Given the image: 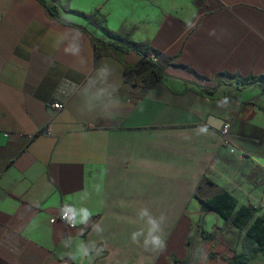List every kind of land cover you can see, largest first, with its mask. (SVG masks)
Instances as JSON below:
<instances>
[{
  "label": "crops",
  "instance_id": "crops-1",
  "mask_svg": "<svg viewBox=\"0 0 264 264\" xmlns=\"http://www.w3.org/2000/svg\"><path fill=\"white\" fill-rule=\"evenodd\" d=\"M45 1L60 17L0 0V264H181L201 228L209 252H241L246 230L201 198L264 213V92L217 80L264 75V0ZM103 27L150 45L162 80L133 74L141 55ZM66 208L75 227L50 221Z\"/></svg>",
  "mask_w": 264,
  "mask_h": 264
},
{
  "label": "trees",
  "instance_id": "trees-1",
  "mask_svg": "<svg viewBox=\"0 0 264 264\" xmlns=\"http://www.w3.org/2000/svg\"><path fill=\"white\" fill-rule=\"evenodd\" d=\"M43 2H45L53 15L60 17L56 6L52 4L48 5L45 0H43ZM73 11L83 17H89V14L85 12L78 10ZM103 31L108 37L105 43L118 52L127 53L134 51L141 55L139 65L132 69L133 74L147 73L151 74L155 81L162 80L165 65L154 60V56L157 55V52L150 45L138 43L131 40L128 35L116 33L108 27H103ZM127 72L132 73L129 70ZM217 80L218 82H236L238 89L258 84L264 92V75L241 77L226 72L219 74ZM215 89L214 91H205L203 93L213 95L216 91ZM197 196L200 197L198 193ZM201 200L207 206V209L216 211L225 219L230 220L235 227L246 230L243 250L241 252L232 251L230 254H227L226 250L209 252L211 246L208 239H213L214 237L211 234L207 235L206 230L201 228V233L206 243L200 250V254H205L207 256L209 260L208 264H253V260L259 254L264 255V213L260 214L261 209L259 207L246 204L239 205L236 196L228 190L219 192L208 199L201 198ZM176 263L180 264L177 261Z\"/></svg>",
  "mask_w": 264,
  "mask_h": 264
},
{
  "label": "clouds",
  "instance_id": "clouds-1",
  "mask_svg": "<svg viewBox=\"0 0 264 264\" xmlns=\"http://www.w3.org/2000/svg\"><path fill=\"white\" fill-rule=\"evenodd\" d=\"M188 27L191 28V27H194V25L191 22H189ZM68 211H71V209H68ZM82 214H83V220L87 221L88 217L90 216L89 211L87 209H83ZM65 215H67V213H65ZM140 216L142 218L147 217V223L149 225L148 235L150 237V241L145 240V244H148L149 242H151L154 245L162 246L163 241L161 237L158 235H154V233L160 230V222L150 214L147 208H144L141 210ZM160 219L162 221L163 217H161ZM135 235L136 234L133 235V239H135Z\"/></svg>",
  "mask_w": 264,
  "mask_h": 264
},
{
  "label": "built area",
  "instance_id": "built-area-1",
  "mask_svg": "<svg viewBox=\"0 0 264 264\" xmlns=\"http://www.w3.org/2000/svg\"><path fill=\"white\" fill-rule=\"evenodd\" d=\"M54 107L57 111H61L65 108V105L62 103H55ZM230 127H231V123L230 120H226L224 125L221 128V134L223 136L224 140H228L230 137ZM1 130H0V134H1ZM5 136H9V133L5 132L4 133ZM231 151L234 152V149H232ZM68 209L70 208H66L64 209L59 215L57 216H53L50 221L51 222H55L56 220H61L63 221L67 226L69 227H75L77 225L76 219H75V213L73 211V209H71V211H68ZM65 213H67V215H65Z\"/></svg>",
  "mask_w": 264,
  "mask_h": 264
},
{
  "label": "water",
  "instance_id": "water-1",
  "mask_svg": "<svg viewBox=\"0 0 264 264\" xmlns=\"http://www.w3.org/2000/svg\"><path fill=\"white\" fill-rule=\"evenodd\" d=\"M207 123L212 125L213 127L217 128V129H221L225 123V120L223 118L217 117L215 115H210L207 119ZM200 235H201V240H200ZM199 241L200 242L204 241V245L206 243L205 238L203 237L201 231L199 234ZM204 245H201L199 247L197 257L195 258L194 257L195 256L194 255V247H193V242H192L191 247H190V255H189L188 259L181 264H198L199 263L200 250L204 247Z\"/></svg>",
  "mask_w": 264,
  "mask_h": 264
},
{
  "label": "rangeland",
  "instance_id": "rangeland-1",
  "mask_svg": "<svg viewBox=\"0 0 264 264\" xmlns=\"http://www.w3.org/2000/svg\"><path fill=\"white\" fill-rule=\"evenodd\" d=\"M203 221V220H202ZM204 222H206L209 226V219L205 220ZM241 231V230H240ZM239 231V238H241V233ZM200 234V233H199ZM200 240H201V235H200ZM206 241V240H205ZM201 245H204V241L200 242L199 241V235L196 236L193 240V247H194V257H197L198 254V249ZM200 261V260H199ZM205 262H203L202 264H204ZM253 264H264V255L263 254H259L254 260H253Z\"/></svg>",
  "mask_w": 264,
  "mask_h": 264
}]
</instances>
